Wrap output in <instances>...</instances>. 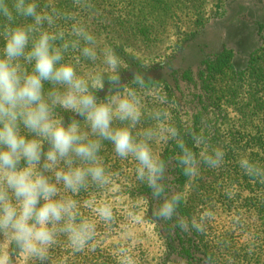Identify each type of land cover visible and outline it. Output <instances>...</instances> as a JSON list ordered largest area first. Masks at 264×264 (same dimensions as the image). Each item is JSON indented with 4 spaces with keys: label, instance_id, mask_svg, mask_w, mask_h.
Segmentation results:
<instances>
[{
    "label": "clouds",
    "instance_id": "9594fccd",
    "mask_svg": "<svg viewBox=\"0 0 264 264\" xmlns=\"http://www.w3.org/2000/svg\"><path fill=\"white\" fill-rule=\"evenodd\" d=\"M76 4L85 12L93 7L91 0ZM85 62L92 67L82 74L78 65ZM121 66V57L111 46H101L84 19L61 11L52 0L43 7L37 0H0V240L7 242L0 264H13L17 253L31 264H48L62 237L76 252L91 244L97 224L82 215L76 197L112 183L115 174L100 156L105 141L116 156L135 162L136 181L161 201L153 213L157 219L172 220L184 195H166L165 165L153 151L154 142H176L178 166L189 178L199 174L201 162L209 168L223 163L224 151L209 149L203 135L187 132L205 146L198 158L180 129L164 126L169 113L160 105L169 103L166 94L156 92L155 105L147 106L146 73L133 71L125 83ZM106 83L104 97L98 98ZM58 110L82 120L65 123ZM239 166L264 182V168L245 157ZM86 204L100 221L113 222L108 203L90 199ZM176 223L189 228L184 218ZM191 227L202 226L192 221ZM118 256L120 264H137L127 247Z\"/></svg>",
    "mask_w": 264,
    "mask_h": 264
},
{
    "label": "trees",
    "instance_id": "16d2710c",
    "mask_svg": "<svg viewBox=\"0 0 264 264\" xmlns=\"http://www.w3.org/2000/svg\"><path fill=\"white\" fill-rule=\"evenodd\" d=\"M52 2L68 14L83 11L78 7L72 8L73 0ZM37 3L43 7L49 0H37ZM194 11L200 13V10ZM64 22H59L62 27ZM257 39L258 47L242 68L234 64V51L224 48L212 56L200 49V54L197 52L188 58L179 55V49L177 56L157 69L135 70L146 73L148 89L160 87L166 94L169 103L164 106L170 108L166 126L172 124L180 129L186 146L198 158L205 146L195 144L187 132L203 135L209 149L220 148L225 153L220 167L209 168L201 162L199 174L189 178L178 166L180 150L176 142H164L159 158L165 165V193L169 196L178 192L184 195L172 220L154 217L153 213L161 201L145 184L133 178L135 185L131 186V194L141 196L146 202L147 211L165 241L167 253L177 264H264V182L246 175L239 166V160L245 157L264 168L255 162L264 160V23L258 24ZM197 58L199 60L196 61ZM48 85L44 83L45 88ZM111 162L108 171L124 167L121 160ZM126 168L135 170L131 163ZM131 180L118 179L116 183L129 189ZM94 189V186L90 187L80 196ZM243 203L246 208L239 213ZM219 211L227 214L237 211L243 220H254L247 226L254 228L251 235L255 237L244 234L248 228L237 233L241 228L237 221L231 226L222 225ZM180 218L189 222L187 230L177 226ZM192 221L201 224V230L192 228ZM234 233L239 238L231 240L230 235ZM98 237L85 247V255L81 251H73L67 240L60 238L50 252L48 264H117L116 257L110 260V256L104 253L110 246L103 248L104 242L98 243ZM255 248L260 254L254 253ZM131 250L137 264H144L143 252Z\"/></svg>",
    "mask_w": 264,
    "mask_h": 264
},
{
    "label": "rangeland",
    "instance_id": "374dc122",
    "mask_svg": "<svg viewBox=\"0 0 264 264\" xmlns=\"http://www.w3.org/2000/svg\"><path fill=\"white\" fill-rule=\"evenodd\" d=\"M73 1L75 4L72 8H75L76 0ZM91 4L93 7L88 12L71 13L84 19L101 46H111L121 57V78L125 83L131 79V73L137 68L157 69L176 55L179 49V55L188 58L199 53L200 49L212 56L224 48H229L235 53L234 64L242 68L259 45L257 27L264 23V0H91ZM195 9L200 10V13L197 14ZM67 26V22H64L63 27ZM67 58L71 59V56ZM91 67L90 63L85 62L78 65V71L83 74ZM107 87L106 83L103 90L97 91L98 98L104 97ZM156 92H162L161 88L154 87L145 92L147 106L155 105ZM160 106L170 112L169 106ZM58 113L65 123L73 117L82 120L71 112L58 110ZM166 122L167 120L164 121V126ZM164 144L162 139L152 144L158 158ZM100 156L107 169L112 165L111 160H121L123 169L109 170L115 175L106 188H95L94 191L76 198L81 201L82 215L97 224L98 243L104 242L103 248L110 246L104 250L110 256L108 259L113 260L112 257H116L117 264H120L118 250L126 245L127 248L143 252L144 264H177L167 253L165 241L147 211L146 202L141 196H133L130 192L131 186L135 185V170L127 169L126 166L129 163L135 166V162L131 158L121 159L116 156L112 145L107 141L104 142ZM255 162L260 166L264 165V160ZM118 179H132L129 189L118 185ZM90 199L97 203H108L113 208L114 220L111 224L100 221L87 207L86 201ZM245 208L244 205L239 213L244 212ZM218 213L221 215L222 225L231 226L237 221V225L241 226L237 233H243V229L248 228L244 234L255 237L251 235L254 228L247 226L254 220H243L237 211L230 214L225 211ZM237 238L239 236L235 233L230 235L231 240ZM6 247L7 242L0 240V251ZM81 252L85 255L87 250L84 248ZM254 253L260 254L256 252V248ZM29 263L30 260L23 253H19L13 260V264Z\"/></svg>",
    "mask_w": 264,
    "mask_h": 264
}]
</instances>
